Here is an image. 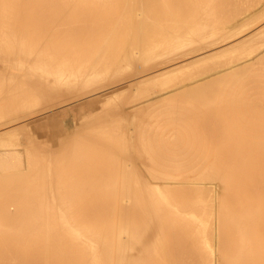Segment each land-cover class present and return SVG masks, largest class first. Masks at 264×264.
Here are the masks:
<instances>
[{"label":"bare ground","instance_id":"6f19581e","mask_svg":"<svg viewBox=\"0 0 264 264\" xmlns=\"http://www.w3.org/2000/svg\"><path fill=\"white\" fill-rule=\"evenodd\" d=\"M257 5H260L261 11L255 7ZM250 7H255V11L257 10V13L261 14L259 15L253 11L254 13L250 15H254V18L248 16L249 13L245 12L251 9ZM249 12H252V10H249ZM238 14L242 15L239 16ZM262 19H264V0H0V264H264V51L262 50L264 46V28L260 27L264 22H262V25H257L259 29L255 30V28L251 32H247L248 34L244 33V30L246 31L247 28L251 30L249 27L253 24L256 26L255 23L261 22ZM229 22L233 24L232 26L229 25L230 27L228 26ZM226 26H228L225 29L226 31L222 32ZM218 32L220 35L223 33L221 37L218 36L220 38L217 37ZM255 34H257V37L250 39ZM209 36H214L219 41H215L214 38L213 42L207 43ZM205 39L206 43L202 44ZM209 40L212 41L213 39L210 38ZM191 48L193 52L199 51L195 55H202L198 60L201 59L203 65H207V68L214 67V70L215 66L218 67L222 62V65H227L224 62L229 63L231 61L224 59L220 62L217 60L220 62L218 65L215 61L216 58L213 59L209 54L220 53L219 56L216 54L213 57L222 58L221 53L226 56L231 51H235L239 54L238 61H236V56L233 55L236 53L233 52L230 55L232 57L226 58H232L231 60L235 58L236 62L228 64L227 67L224 66L226 68L223 71L219 72L218 70V72H215V70L214 73L209 74L207 73L208 69L205 71L206 67L204 66L203 72H206L207 76L201 71L195 72L194 70L198 66L192 64V69L188 68V70L191 69V72L195 73L193 76L192 74L188 76L190 82L193 77L196 78L201 73L203 76L199 79L196 78L197 80L195 79L192 85L188 83L191 86L186 85L189 88V93L186 90L188 94L183 90V88L187 89L185 85L183 88L180 87L182 89H179V87L176 89V91L179 89L177 92L184 91L180 95L174 90L179 82L175 83V87L172 88L173 86L171 87L169 84L171 82L167 83V81L166 84L163 83L164 85L161 84L162 82L160 83L163 86L156 87H159L157 88L159 90L164 87L166 88L165 91L168 92L167 84H169L168 86L173 89L172 94H170L171 92L165 94L168 95L165 96L166 98L156 95L155 100L153 97L152 100L157 101L158 99L161 103L164 101L167 103L166 100L170 101L171 97L173 99L175 97L173 101H170L171 104H169V101L167 104L173 107L172 104L176 103L177 106L178 103L181 104L182 102L179 101L180 98L177 100L179 102L176 101L179 95L181 97L182 94H185L186 98L187 94L189 99L190 97L195 99L193 95L198 93L200 89H206L208 92H205L209 95L210 90L208 89L213 90L214 87L222 85L226 82V78L234 80L238 77V81H233L236 84L232 81L233 84H231L229 80L230 84L226 83L230 86L227 87L228 84L224 83L225 86H221L223 88L221 93L220 90L213 91L220 94L218 96L216 93V98L212 93L208 96L210 97L209 100L211 98L217 100L221 96V100H219L222 101L225 92L229 90V96L225 95L226 97L222 101L223 104L226 103L224 99L229 101L228 98L235 93L230 94V91H237L241 88L243 91L241 92L244 93L247 90V92L252 90L254 95L251 92L252 96L246 93L248 97H241L239 101L241 110L245 108L250 109V111L244 110L232 113L229 107L231 105L227 106L228 103L226 106L230 108L231 112L227 111L222 115L223 110L219 111V106L216 104L215 106L218 109H214H217L222 116H233L236 119L230 117L229 121H220V124L225 122L228 125L219 128L218 124L214 122L217 114L213 113L215 116L212 122L214 125L217 124L215 133L220 134H217V136L214 132L206 134L210 138L208 139L209 142L213 140L212 143L209 144L208 142L207 144L206 142V144H203L204 140H201L203 143H200V140L196 138L200 144L191 145L190 142L193 143L194 138L192 136L194 134L189 136L188 133V137H192V139L188 138L187 141L185 139L187 144L184 142L181 145L183 143V141L181 143V139L187 138L186 131L184 138L176 137L177 140H180L178 145L176 144V138H173L176 133L170 134L172 139H170L171 137L168 138L169 135H166V140H170L166 141L165 138H162V131L173 123L172 121L177 115L179 116L178 108L187 105V102L184 103V101V105L182 103L178 108L174 106L178 113L174 117L170 116L169 113H176L174 107L175 112L173 111V113L171 110L169 111V108H165L164 111L166 104H162L163 107L160 105L154 108L156 110L154 111L153 108L151 109L153 105L150 106L153 101L151 99V102L144 101L146 104L149 103L147 109H149L148 111L151 109V111L146 110L147 105L144 106L145 114L144 110L136 109L142 111L138 110L141 115L147 117V120L149 117L146 115L153 112L149 120H151V117L154 119L155 115L158 117L160 114L162 116H159L158 122L160 120L164 122L171 120V124H168V126L166 123L163 124V121L159 122L158 126L162 123L163 125L160 126L166 125V127H163L165 129H161L160 126L155 128L154 124L158 122H153L154 128L150 127L151 131L153 132L156 129L155 131L159 133L160 128L162 133H159L160 137L155 138L154 135L157 136L158 134L153 133L152 135L151 132H148L154 137L151 140L157 138L161 140H158V144L157 140L152 141L153 146L157 148L152 149V145L150 147L152 143L149 141L148 135L145 136L148 141L145 140L144 144H149L142 146L144 140L141 139V136L147 132V127L145 129L143 126L140 129L141 126L136 125L137 123L139 125L140 121L132 115L135 118L134 120L137 119V121H133L134 123L137 122L134 124L136 130L138 131L139 128L143 131L142 135L138 132L136 136L142 140L138 143L142 144L136 143L140 148L146 149V151L143 150L144 153L141 151L145 157L141 156L140 158L142 159L141 162L143 161L142 164L145 163V173H149L148 176L151 177L153 183L148 180L147 176L144 177V174H141L143 170L138 169V163L133 164L136 158L139 159L137 156L142 154H138L133 161H130V157L133 158L132 154L137 153L135 149L133 153V147H130L135 146L134 136H131L134 133H130L131 128H128L130 131H127V136L125 132L127 127L117 128L119 122L114 126L109 124V121L112 120L111 122H113L116 118L119 119L121 112L117 116L113 115V119L107 117L111 133L108 131L106 134H109L110 137V134L112 135V132H114L112 131L113 128L117 131L123 130L125 136L122 139L120 135L121 138L118 137V140L125 139L124 143L120 141L123 145L126 143L131 144H126L130 149L129 154L125 152L129 156L125 157H129V160L125 158V161L124 159L125 162L130 161L128 164L125 163L128 166L126 168H130V170L118 168L122 162L118 164L120 166L116 163H114L115 165L110 164L108 160L111 157L107 160L99 157L103 153L86 152L85 148H89V146L84 142L85 145L71 144L69 142L70 136L68 139L67 136L63 135L66 129L65 126L49 131V135L50 133L52 135L50 136L51 139L56 135H63L64 137H55V140L49 139L48 141L51 140V143L49 145L45 144L46 146H36L32 136L29 132H26L25 126L29 128L27 125L31 123V117L46 112L45 109L65 101L70 95L72 96V91L75 88L80 91L81 82L85 83L86 86L89 85V87L84 86L85 89L89 88V91L96 90L99 87V89L108 87L110 91L111 83L113 84L115 81L118 83L124 78L131 80L128 77L135 75L136 80L133 77L132 80L134 81L125 84L126 89L130 91L134 87L135 90L136 85H139L140 89L142 86L147 88V86L152 85L149 84L151 79L158 75L157 72L151 76H147V74L155 72L156 69L159 71L160 66H166V63H170L165 69L166 72H169L191 64L192 62L178 64L174 61L176 57L172 56L180 55L183 53L182 50H191ZM186 52L189 55L194 54L191 51V54L189 51ZM206 55H208L207 58L210 57L214 60L215 66H213L214 63L209 66L210 62L213 61L204 57ZM187 56L183 53V57ZM174 57L175 59H172ZM181 57L182 55H180ZM204 58L208 63H205ZM188 59L187 57L185 60ZM198 60H196L197 63ZM137 63H139V67L142 63L141 70H137V66H134ZM124 65L132 69L130 73L128 69L124 68ZM198 65L203 67V65ZM222 65L219 67H223ZM123 68L127 72L126 76H122ZM193 68L195 69L193 70ZM210 70L208 72H211ZM148 71L150 72L147 73ZM143 72L147 74L140 77L136 76V74L139 75ZM183 72L179 73L182 74ZM188 72L190 73V70L183 73L185 76H181L189 82L186 76ZM195 74L198 76L195 77ZM176 75L177 77L180 76L179 74ZM176 75L173 73L176 81L186 82L184 78L179 80L178 78L181 76L177 78ZM102 76H104V79L106 77L111 79L109 82L105 81L106 79L102 81ZM241 76H246V79L244 77L242 79ZM223 79L224 82H222ZM170 80L173 81L171 78ZM107 84L111 86L109 85V87ZM121 84L118 83V85ZM90 87L93 89H90ZM151 87H154V83ZM234 87L238 89L235 90ZM146 88L142 89L143 91L141 90L144 94L141 91V93L134 91L135 96L142 94L141 96L138 95L139 99L145 96L151 98L149 93V95H146L151 88H148V90ZM224 88L227 90L223 93ZM190 89H194V91L198 89V92L193 91V93ZM144 90L147 91L146 94ZM87 91L85 92L88 93ZM123 91L128 93L127 90ZM123 91L122 93H124ZM151 91L150 93H152ZM101 92L105 93L104 91ZM191 92L193 94H190ZM83 93L80 94V97L81 95L85 96L86 93ZM89 93H92V91ZM120 93L118 92L115 96L118 97ZM126 93L119 95L121 99L114 96L113 98L117 100L112 99L110 109L106 105L108 110H112L115 105L114 109L125 106V101L130 100L131 102V97L129 98L131 95L132 102L137 98L133 96L131 91L130 94ZM206 93L204 96H207ZM237 93H240V90ZM174 94L178 95L175 96ZM234 95H232L233 99ZM99 97H102L101 101L103 98L106 99L110 96L107 94V97H103V95ZM122 97L125 101L121 102ZM158 97L164 100L162 101ZM55 98L59 99L58 102L57 100L53 102ZM77 98H79V95L74 100ZM235 98H238L237 95ZM137 99L135 102L138 103L139 100L137 101ZM181 99L183 100L182 97ZM187 99L186 101H188ZM197 99L200 100L201 98ZM215 100L209 101V103L212 105ZM219 100L217 101L220 102ZM197 101L195 100L196 104ZM202 101L200 100L204 103L203 99ZM94 102H97V100L93 99L87 103L91 105ZM117 102L119 106H117ZM160 102L157 101L156 104L159 105ZM192 102L194 100L190 101V103ZM98 103L100 105V102L96 104L98 105ZM195 103L194 105H196ZM156 104L155 106H157ZM192 104L187 106L194 108L195 106ZM234 104L236 105V101L232 105ZM33 105L37 109L32 108ZM134 105L135 103L133 104L135 108L139 104ZM215 106L213 105V107ZM160 107L161 113L157 112ZM191 107L190 109L187 108V111L189 110L188 114L192 109ZM196 107L194 109H199ZM206 107L210 108V105ZM157 108L159 109L157 110ZM183 108L180 109L183 110ZM233 108L235 109V107ZM127 110L125 112L128 116ZM88 111H91V108ZM130 111L133 113V109ZM136 112L137 116L138 112ZM183 112L180 116L182 122L185 121L186 123L185 128L182 127L185 123L182 125L181 122L180 130L178 127L172 128L175 129V132L177 130L181 131V133L177 131L180 134L184 132L181 128L186 130L188 124H191L190 120H192L190 117V119H186L190 121L187 124L183 118L185 114ZM204 112H206L204 114H208V111L205 110ZM88 113L91 115V112ZM88 113L84 114L88 115ZM98 114H101V112ZM122 114L121 116L124 118ZM204 114H201L200 120L196 119L198 123L201 121V124H197V127H202V119L204 121V118H206L205 122H207V117L209 121L211 120L212 117L210 118L208 115L202 117ZM167 115L170 116L169 119ZM164 116H167L165 117L167 119ZM188 116L186 115L185 118ZM179 117H177V120ZM87 119L84 118V120ZM90 119L89 121H92ZM225 119L227 120L226 117ZM77 120L76 124L79 123L80 126V123L84 122V120L81 122L80 118ZM127 120L133 119H130L129 116ZM127 120H121L120 125L124 124V121L126 123ZM147 120H141L140 124L143 125L147 122L150 126L151 124ZM177 120L175 119V121ZM181 120L179 119V121ZM179 121H177V124H179ZM197 121L194 119V122L197 123ZM216 121H219L218 117ZM17 122L22 124H17ZM142 122L144 123L142 124ZM86 123L88 122L86 121ZM175 123L173 125L177 126ZM76 124L74 123V125ZM103 124L105 125V123ZM128 124L126 123L124 126ZM9 125H15L12 129L17 131L18 137L16 136L12 141L7 142L4 140H9L7 138L9 136L4 135H8L12 127ZM79 125L76 126L79 127ZM132 125L130 124L129 127H132ZM99 126L95 127L98 128ZM115 126L117 127L115 128ZM212 126L210 123L208 128ZM222 126L224 125L222 124ZM5 127L6 129H2ZM105 127L106 125L104 128L102 127L104 133L105 130L107 131ZM44 128L46 129V127ZM96 128L93 129L97 130ZM150 128L148 129L150 130ZM31 129L34 132L35 128L32 127ZM194 129L191 128L190 131ZM196 129L198 133L200 128ZM204 131L201 129V132H203L202 138L205 136ZM209 131H212V129ZM22 132L24 133L21 134ZM46 132L48 133L47 129ZM95 132L93 135L90 134L92 135V142L94 139L99 138L111 144L110 141L112 140L107 139L106 134L102 135L105 137L100 135L101 139ZM123 132L120 131L118 134ZM35 133L37 132L35 131ZM114 133L117 135L116 131ZM210 134L215 137L210 136ZM116 135L113 134V137H117ZM126 137H131L133 140L128 139V141ZM88 138L86 137L87 140ZM162 139L166 141V145L163 144L164 142L160 144L163 141ZM115 142H112V144H115ZM167 142H169V145ZM106 143H100V146L106 145ZM113 145L110 147L109 152ZM31 147L35 148L33 151L36 150V147L39 149L35 151L34 156H31L28 152L32 149ZM107 147L108 144L105 148L107 149ZM20 148L24 150V153L26 151V158L23 156L25 161L19 158ZM97 148H99L98 150L102 149L98 146ZM118 148L120 147L118 146L115 150ZM158 148H160L159 151ZM163 148L173 149V151L162 152ZM57 149L61 151L59 159H55L58 152H55L57 153L56 157L54 156L52 160L50 157L48 159V156H51ZM83 149L85 150L83 151ZM175 149L179 152L177 150L175 152ZM180 149H183V151H180ZM184 149L190 151L192 149L194 152L185 151ZM196 149H202L203 151L198 152ZM123 150L117 151H120V161L122 160L121 157L123 158L126 155ZM122 152L123 154H121ZM87 156L92 157L86 158ZM112 161L116 162V159ZM138 162L141 163L139 160ZM130 163L133 164L132 167L135 170H132ZM134 166H137V169ZM139 170L141 173H139Z\"/></svg>","mask_w":264,"mask_h":264},{"label":"rangeland","instance_id":"374dc122","mask_svg":"<svg viewBox=\"0 0 264 264\" xmlns=\"http://www.w3.org/2000/svg\"><path fill=\"white\" fill-rule=\"evenodd\" d=\"M253 6H254V5H253ZM257 6H258V7H257ZM257 6H255V7H256L257 9L260 10V9H261V8H259L260 5H257ZM255 7H253V8L250 7L251 9H248L247 11L245 10L246 12H245V11H244V12H245V13H249L248 16H251V15H252L251 13H254L253 11H255V9H256ZM248 8H249V7H248ZM249 10H250V11L252 10V12H249ZM259 10H258V12H259ZM261 10H262V9H261ZM261 10H260V11H261ZM244 12H243V13H244ZM255 12L257 13V10H256ZM262 12H263V11H262ZM256 13H255V14H256ZM250 14H251V15H250ZM257 14L260 15L261 13H257ZM257 14H256V16H257ZM238 15H239V14H238ZM241 15H242V14H241ZM241 15H239V16H241ZM253 16H254V15H253ZM253 16H251V17H253ZM256 16H255V17H256ZM253 18H254V17H253ZM257 18H258V17H257ZM249 19H250V17H249ZM255 20H256V18H255ZM263 20H264V19H262L261 22H259V23H255V25H256V26H257V25H260L262 22H264ZM258 21H259V20H258ZM232 22L234 23L235 21H232ZM229 25L232 26L233 24H231V22H229L228 26H229ZM228 26H226L222 32L226 31L225 29H226ZM256 26H254V24L251 25V26L249 27V29H251V30H248V28H247L246 31L244 30V33L248 34L249 32H251V31H252L253 29H255V28H256L255 30L259 29L258 26H257V27H256ZM229 27H230V26H229ZM253 27H254V28H253ZM247 32H248V33H247ZM218 33H219V32H218ZM218 33H215V34H218ZM215 34H214V35H215ZM222 34H223V33H222ZM222 34H221V35H222ZM242 34H243V33H242ZM259 34H260V33H259ZM221 35H220V33H219V35H217V37H218V36L221 37ZM245 36H246V35H245ZM220 37H218V38H220ZM238 37H240V35H238ZM256 37H257V34H255L254 36H252L250 39H255ZM210 38H212L213 40H212V41L209 40ZM214 38H215L214 36H213V37L209 36V39H208V40H209L210 42L207 40V43H211V42H213L215 39H216L215 41L218 40L217 38H215V39H214ZM218 41H219V40H218ZM204 43H206V39L203 40V43H202V44H204ZM218 44H219V43H218ZM221 44H222V43H221ZM200 45H201V44H200ZM215 45H216V44H215ZM262 48H264V46H263ZM185 50H186V49H184V50L181 51V52L185 53V56L189 55V54H187L186 51H189L190 54H191V52L194 53V54H192V55L187 56V57L189 58L188 60H185L187 57H183V53L180 54V55H182L181 58H180V55H172V56H175V57H176V60H174V61H176V63H178V64H181V63L186 64V63H188V62H192V63L189 64V65H186V66L180 67V68H178V69H173V70H171V71H169V72H166L165 69H167V67L170 65V63H168L169 65L166 63V66H165V65L160 66V68L158 69L159 71H157V69H156V71H155V70H152V71H155V72H153V73L151 72L150 74H147V73H149L151 70L148 71L147 73L143 72V73H141V74H139V75L136 74V76H138V77L143 76V74H147V76H148V75L151 76V75H153V74H155V73L157 72L158 75L155 76L153 79H151V82L149 83V84H152L151 86H153V83H154V87L147 86V88H146V86L143 87L142 85H140V86H142L141 89H140L139 85H136L137 88H136L135 90H134V87H132L133 90L130 89V91H131V93L133 94V96H135V92L141 93V92L143 91L142 89L146 88V89L148 90V88H151L150 90H148L149 92L146 91L147 94H146V92H145V90H144V92H145L146 95H149V94L151 95V98H150V96H149V97H148V96L146 97V96L144 95L145 97H141V98L139 99V98H138V95H140V94L137 95V93H136L137 96H135V98H136V97L138 98V99L136 98L137 101L139 100L138 103L135 102L136 99H134V101L132 102V95H131V96L128 95L129 98L131 97V102H130V100H129L128 98H127V99H128L129 101L126 99V100L128 101V102H126L125 99L123 98V97L126 96V95H125V96L122 97V100H121V102H122V101H125V103L123 102V103L125 104V106L123 105V103H121V104L124 106L125 109L123 108V106H121V107L119 106L120 101L118 100L119 103L117 102L116 104H117V106H119L120 108H119V107H116V108H118V109H114L116 105H115V106L112 105V106H114L113 109H112V110H108V107H109V109L111 108V104H112V102H113V100H114L115 98H117V99L120 98V99H121V96L119 97V95H121V94L123 95V94L126 93V91L124 92L123 90H127V92L130 94V91H129L128 89H126V87H125L126 85H125V84L134 81V80H132V78H133L135 75H134L133 77H128V78H130L131 80L124 78V79H125V81H124V79H122V80H121L122 82H121V81L118 82L119 84H121V83H123V81H124V83L121 84V85H118L117 81L114 82V83H117V84H114V83H113V84H114V85H113V84L111 83V85H112L114 88H113L110 84H107L108 86H109V85L111 86V87L109 86V87H110V88H109L110 91L108 90V87H106V86H104V87H106V88H104L105 90H104L103 88H101V89H102V90H101V89H99L100 87L96 89V88L94 87V86H95V85H94V86H92V87H94V89H96V90H90V91H92V93H89V92H90V91H89V88L85 89V87H89V85L86 86L85 83H82V82H81V90H80V91H79L78 89H77V90H78V91H77L76 88H75V90H73V91L71 90L72 93H73L75 96L71 93L72 96L70 95L69 98H67L65 101L60 102V103H58V104H55V105L49 107L50 109H49V108L45 109L46 112L43 110L45 113L42 112V113H39V114H35V116H33L34 118L31 117V120H32V121H31V123L28 124L29 126L27 125V127H29V128H26V126H25V129H27L26 132H27V133L29 132L30 136H32V138H33V140H34V144L36 143V144H35L36 146H43V145H45V144L49 145V144L51 143V140H53V139L55 140V137H56V138H62V136L64 135L65 137L67 136L68 139H69V136H70L69 142H71V144H73V145H74V143H76V144H77V143H79V144H83V142H84V143H86V145L89 146V148H85L86 150L83 149V151L85 150L86 152H91V153L96 152L97 154L103 153V154H101L100 156H99V155H98V156L101 157V158H103V159H106V160L109 159L110 157L112 158V160L116 159V162H115V161H112L111 158H110L108 161H109L110 164H114V163H116L117 165L120 164V163L122 162V163H123V166H122V163H121V166H122L123 168H122L120 165H118V166H120V167H118L117 165H116V167L121 168V169H124V168H125V169H129V170H130V168H126L127 165H125V163L128 164L131 160L133 161V160L135 159V156H137L138 154H142V152H143V150H144L143 147H144V145H145V144H144V143H145V140H147V139L145 138V136L147 137V135H148V137H149V141H150L151 143H152V141H156V140H157L156 142H157V144H158L159 141H161L160 139L157 138L156 140H151V138H154V137H155V138H156V137H160V136H159V135H160L159 133L162 131L161 129H162L163 127H166V125L168 126V124H169V125L171 124V123H170L171 120H170V121H169V120H167V121L165 120L166 122H164L163 120H160L159 122L163 121L162 123H163V124L166 123V125L163 126V127L160 126L162 123L159 125L160 128H161V129L159 128V133H157V132L155 131L156 129H155V130L153 129V130H154L153 132L151 131L152 129H151L150 127L154 128L152 124H154L155 122H158L157 119H159V118H160L159 116L161 115V114H160L158 117H157V115H155L156 117H154V119H153V117H151V120H149V119H150V115L152 116V114L154 113V112H153L154 108L159 107L160 105L162 106V104H166V105L168 106L167 103H168V101H169V100H168V101L166 100L167 103H165V101H164L163 103H161L160 100L157 99V101L161 103V104L159 103V105H157V104H156L157 101H153L152 99L154 98V100H155V97H157V96H159V95H160V96H164V97H165V96H168V95H165V94H167V93H169V92H171L170 94H172L173 89H171L170 86H171V87L173 86L172 88H174L175 85H176L175 83H178V82H179L178 85H180V86L176 85V87L174 88L175 92L180 94V93H184V91H185V93H187L186 90L188 91V89H189L188 86H189L190 84L192 85L193 82H195V79H196V78H197V79L202 78V76H203L202 73H204L206 76L208 75V74H206V72H203V69H204L205 67H206V70H205V71H207V69H208V71H209V70L212 68V69L210 70L211 72H208V71H207V73H209V74L214 73L215 70H216L215 72H218V70H219V72H220L221 70L223 71V70L228 66V64H231V63H234V62L238 61L237 58H238V55H239V54H238L237 52H235V51H231L230 54H228V55H226V56H225L224 53H223V55L225 56V58H224V56L221 54V57H222L223 59L218 57L220 54H218L217 57H213L214 55H210V57L212 56L213 59L216 58L215 61H216V64H218V65L220 64L221 61H224V59H225V60H230V61H231V62H229V63H228L227 61H225L224 64L227 63V65H226V64H225V65H222V64H223V62H222V64H220V65H222L223 67H219L220 65H219V66L217 65L218 67H216V66H215L216 64H215L214 60H212L210 57L207 58L208 55L204 56V57H206L207 59H209L210 61H211V60L213 61V62H210L211 64H209V66L212 65V64L214 63V65H213V66H215V70H214V67H208V68H207V65H206V66L203 65V62H202L201 59L198 60L199 58H201L200 56H202V55H195V54H196V52H199V51H194V52H193V51H192V48H191V50H186V51H185ZM193 50H194V49H193ZM190 51H191V52H190ZM233 52H235V53L237 54V55H236V54H233V55L236 56V57L233 56V57L236 58V61H235V58H233V60H231L232 58H226V57H232V56H230V55H232ZM225 54H226V52H225ZM169 56H170V55H169ZM169 56H168V57H169ZM172 56H171V57H172ZM178 56H179V57H178ZM194 56H195V57H194ZM215 56H216V55H215ZM175 57L172 58V59H175ZM190 57H192L193 59H191ZM177 58H179V60H177ZM183 58H184V59H183ZM194 58H196V59H194ZM206 58H204V61H205V63H206V62L208 63V61H206ZM217 58H218V59H217ZM243 58H244V57H243ZM180 59H181L182 62L180 61ZM182 59H183V60H182ZM202 59H203V58H202ZM221 59H222V60H221ZM241 59H242V58H241ZM184 60H185V62H184ZM193 60H194V61H193ZM196 60H198V63H197ZM217 60H219L220 62L217 61ZM186 61H187V62H186ZM199 61H200L202 64H201ZM172 62H173V61H172ZM218 62H219V63H218ZM173 63H175V62H173ZM205 63H204V64H205ZM192 64H193L194 66H196V67L198 66L197 69H195L196 67L193 68V70L195 69V70H194L195 72H198V71H201V72H202V73L200 74L201 76H200V75L198 76V75L195 74V77H196V76H198V77H196V78L193 77L194 79L192 78V76H193V74H194L195 72H194V71H193L194 73L191 72V69H192L191 66H192ZM195 64H197V65H195ZM198 64H200V66L203 65V67H199ZM167 65H168V66H167ZM134 66H135V67L137 66V67H136L137 70H138V69L141 70V68H142V63H141V65H140V67H139V63H137V64L134 65ZM189 66H190V67H189ZM204 66H205V67H204ZM224 66H226V67H224ZM165 67H166V68H165ZM124 68H126V70L128 69V72H129V73H130L131 70H132V69H130V67H128L127 65H124ZM124 68H123V71L125 70ZM161 68H162V69H161ZM188 68H191V69H189V70H190V73L188 72V75L186 74V76L188 77L190 74H192V76H191V78H192L191 80H192V81H191V82H190V79H189L190 77H188L189 82H188V80L186 81L185 77H182V76H185V74H183L185 71H186V73H187V71H189ZM199 68H201V69H199ZM209 68H210V69H209ZM218 68H219V69H218ZM221 68H222V69H221ZM129 69H130V70H129ZM160 69H161V70H160ZM184 69H186V70H184ZM198 69H199V70H198ZM178 70H179V71H178ZM183 70H184V72H183ZM196 70H197V71H196ZM176 71H177V72H176ZM181 71L183 72L182 74H180ZM160 72H161V73H160ZM179 72H180V73H179ZM173 73H174V75H176V74H179L180 76L182 75L181 77L178 76V77H180L181 79L178 78L177 75H176V77H177L179 80H182V79L184 78L186 82H183V81H182V82H183V83H182L181 81H178V80L176 81V80H175V77L173 76ZM125 74H127L126 71H124V72L122 73V76L125 75ZM169 75H170V76H169ZM205 75H204V76H205ZM241 75H243V74H241ZM104 76H105V75H104ZM104 76H102V77H103V80H102V81H104V80L106 79L105 81L109 82V80H110L111 78L109 79V77H106V78L104 79ZM106 76H111V75H106ZM125 76H126V75H125ZM239 77H240V75H239ZM242 77H244V76H241V78H242ZM135 78H136V77H134L133 79H135ZM166 78H167V79H166ZM170 78L173 79V81L170 80ZM177 78H176V79H177ZM237 78H238V77H236L235 79L233 78L234 80H230V78H229V79L226 78V82L229 83V80H230V83H231V84H233V83L236 84V82H233V81H238ZM244 78L246 79V76H245ZM244 78H242V79H244ZM197 79H196V80H197ZM239 79H240V78H239ZM127 80H129V81H127ZM135 80H136V79H135ZM240 80H241V79H240ZM240 80H239V81H240ZM126 81H127V82H126ZM155 81H156L159 85H158V84L156 85V82H155ZM167 81H168V82H167ZM169 81H170L171 83H169ZM174 81H175V82H174ZM224 81H225V80L223 79L222 82H224ZM231 81H232L233 83H232ZM17 82H18V81H17ZM125 82H126V83H125ZM161 82H162V83H161ZM164 82H165V84H166V82L169 83L170 86H168L169 84H167V87H168V89H169V90H167L168 92L165 91L166 88L163 87V89H164V90H163L162 87H161V89L164 91V93H162L163 91H162V90H159V89H157V88H159L160 86H163V85H164V84H163ZM173 82H174V83H173ZM180 82H181L182 84H181ZM226 82H224V83L227 85L228 83H226ZM102 83H103V82H102ZM160 83L163 84V85H160ZM172 83H173V84H172ZM186 83H187V84H186ZM188 83H190V84L188 85ZM219 83L221 84L220 81H219ZM224 83H222V85L225 86ZM230 83H229V84H230ZM239 83H241V82H239ZM82 84H83V85H82ZM171 84H172V85H171ZM194 84H195V83H194ZM229 84L227 85V87L230 86ZM115 85H117V86H115ZM122 85H123V87H122ZM147 85H148V84H147ZM184 85H185V86L188 85V86L185 87ZM191 85H190V86H191ZM222 85H218L219 87H218V86L214 87V89L217 88V87L219 88V89L217 88L216 90H214L213 88H212L213 90L208 89V90H210V92L212 91L211 93L209 92V95L206 93V92H208V91H206V89H200L199 92H198V89H197V91H196V90L194 91V89H193V90L190 89V91H192V92H193V91H194V92H198V93H194V92H193V93H194L193 96L195 97V99H194L193 97H190V99H189V97H187V94L189 93V91H188V93L186 94V98H185V96H184L185 94H182L181 97L183 98V100L181 99V97H180L181 94H180V95L178 96V98L176 99V101L180 98L179 101H182L181 104L185 101L184 103L187 102V105H191L192 103H193L192 105H194L195 100H196V101L199 100V99H197V98H199V97L201 98V99H200L201 101H202V99L204 100V103H202L203 101L200 102V100L197 101V104L200 102L198 105L195 103V104L197 105V107H196V105H194V106H195L196 108H199V109H194L195 107L193 108V107H191V106H187L186 104H185V105H186V106H185L184 103H183L182 105H184V106H182V107H184V108H183V110H182V109H180V108H182V107L178 108V106H181V104L178 103L179 105L177 104V106H176V103L174 104V103L172 102V103L174 104V105L172 104V106H173V107L176 106V107L178 108L179 116L181 115V112L184 111V112H183V113H185L184 116H183L184 120H186V119H188V118L190 117L193 121L190 120V121H191V124H188L190 121L186 120V122H187V124H188V127L186 128V130H183V129L185 128V126H186V123H185V121L182 122L183 120H181V116L179 117V116L177 115V117H179V119H180L181 121H179V119L177 120V117H176L175 119H176L177 121H179V124H177L178 122L175 121V119H174L172 122H173V123L176 122L175 124H177V126L175 125V126H176V127H175V126L173 125V123L170 125V126H172V127L168 126V128H166V130L162 131V132H163V134H162L163 137H162V138H165V140H166V137H165L166 135H167V136L169 135L168 138H170V137H171L170 134L173 135V134H175V133H176L177 136L175 135V137H174V135H173V138H176V137H178V138H184V137H185V136H184V133H186V131H187V134H186L187 138L185 137L184 140L181 139V143H182V141H183V143H182L181 145L184 144L185 139H186V141H187L188 138H189V139H192V137H193L194 139L192 140L193 143L190 142L191 145H192V144H196V143L198 144L199 141H197V139L200 140V143L202 142L201 140H204V143H203V142H202V143H203V144H206V142H207V144H208V142H209L208 139H210V138H209V136H206V134L208 135V133H210V132L213 133V132H214L215 136H217V134H220V133H215V130H216L215 126L218 124V126H219V128H220V127H226V126L228 125V123L221 122V123L224 125V126H222V124H220V121H223V120H224V121H229L231 118H232V119H233V118L236 119V117H233V116H226V115H225V117L227 118V120H226L225 117L222 116V115H224L225 112H227V111H228V112H231V111H232V113H233V112H234V113H237V111H238V112H242V111H244V110L250 111V109L248 110V109H245V108H243V109L241 110V107L239 106V105H240L239 101L241 100V97H245V96L248 97V95L250 94V92H251V93L253 92L251 89H250V90H251L250 92H247V91H248V90H247V91H245L244 93H242L243 91L241 90V88L238 89V88L236 87V88L238 89L237 91H230V92H231L230 94H232V92H235V93L232 94V95L235 94V95H234V99H235V100L233 99V97H232V95H231L232 98H231V97L228 98L229 101L226 100V99H224L226 103H223V104H222L223 98L226 97L225 95H228V96H229V93H228L229 90L225 89V88H226V87H225L223 93H224L226 90H227V91L225 92L224 97L222 98V101H220V100H221V99H220L221 96L217 99V100L220 99V100H219L220 102H218L217 100L211 98L213 101L215 100V103L213 102V104L211 105V104L209 103V101L212 102V100H211V99L209 100L210 97H208V96L212 95V93H213V95L216 96V93H217V92L215 93V92H213V91H219V90H220V93H221V90L223 89V88H222V87H223ZM84 86H85V87H84ZM136 86H135V87H136ZM156 86H159V87H156ZM165 86H166V85H165ZM221 86H222V87H221ZM231 86H234V85H231ZM83 87H84V88H83ZM92 87H90V89H93ZM138 87H139V88H138ZM178 87H179V89H182L183 87H185V88H187V89H184V88H183L184 91H183V90H180L179 92H177V91L179 90V89H178V90L176 91V89H177ZM180 87H182V88H180ZM152 88H153L154 90H153ZM232 88H233V87H232ZM236 88L234 87L235 90H236ZM139 89H140V90H139ZM234 89H232V90H234ZM82 90H83V92H85L86 90H88V91H87L88 93L85 92V93H86V94H85V93L82 92ZM100 90H101V91H104L106 94L103 93V92H101ZM115 90H116V91H115ZM121 90H122L124 93H122ZM136 90H137V91H136ZM141 90H142V91H141ZM151 90H153L154 93H153V91H151ZM201 90H202V91H201ZM239 90H240V93H237V92H239ZM96 91H97V92H96ZM99 91H100V92H99ZM114 91H115V92H114ZM117 91H118L119 93L121 92V93L118 95V97L115 96V95H117V93H118ZM134 91H135V92H134ZM140 91H141V92H140ZM150 91H151L153 94L150 93ZM161 91H162V92H161ZM203 91H204V92L206 91L205 93H206L207 96H204L205 93H204ZM241 91H242V92H241ZM93 92H94V93H93ZM95 92H96V93H95ZM98 92H99L100 94H99ZM112 92H113V93H112ZM116 92H117V93H116ZM133 92H134V93H133ZM155 92H156V94H155ZM158 92H159V93L161 92V93L159 94ZM192 92H191L190 94H193ZM82 93L85 94L86 97H85L84 95H81V97H80V94H82ZM101 93H102V94H101ZM110 93H112V94L109 95ZM128 93H126V94H128ZM148 93H149V94H148ZM157 93H158V94H157ZM173 93H174V92H173ZM201 93H203V94H201ZM220 93L218 92L217 95L219 96ZM223 93H222V95H223ZM227 93H228V94H227ZM246 93H248V95H247ZM91 94H94V95H91ZM96 94H97V95H96ZM107 94H108V96H110V97H108V98H106V99L103 98V100L100 101V99H102V97L100 98L99 96H100V95H101V96L103 95V97H107ZM142 94H144V93L142 92ZM142 94H141V95H142ZM154 94H155V96H153ZM238 94H239V95H238ZM244 94H246V95H244ZM252 94H253V93H252ZM252 94H250V95L252 96ZM77 95H79V98H77L78 100H77V99L74 100V99L77 97ZM98 95H99V96H98ZM141 95H140V96H141ZM156 95H157V96H156ZM174 95L177 96L178 94H174ZM198 95H199V96H198ZM200 95H201V96H200ZM236 95H237L238 98H235ZM241 95H242V96H241ZM250 95H249V96H250ZM253 95H254V94H253ZM73 96H74V98H73ZM97 96H98V97H97ZM111 96H112V97H111ZM114 96H115V98H113ZM169 96H170V95H169ZM183 96H184V97H183ZM196 96H197V97H196ZM239 96H240V97H239ZM152 97H153V98H152ZM170 97H171V96H170ZM205 97H207V98H205ZM211 97H212V96H211ZM213 97H214V96H213ZM158 98H159V97H158ZM165 98H166V97H165ZM168 98H169V97H168ZM168 98H167V99H168ZM171 98H172V99L169 98L170 101H173V100L175 99V97H174V99H173V97H171ZM184 98H185V99H184ZM187 98H188V99H187ZM204 98H205V99H204ZM216 98H217V96H216ZM93 99H94V100L96 99L97 102H100V105H99V103H98V105H97V104H96L97 102H94V103H93L94 106H93V104L88 105L87 102L90 101V100H93ZM112 99H113V100H112ZM117 99H115V100H117ZM123 99H124V100H123ZM150 99L153 101L152 103H150V106L153 105V107H151V109L153 108V110H152L153 113H152V114L150 113L149 115H146V116L149 117V119L147 120V117H145V115H141L140 112H142V111H140L139 109H136V108H140L141 110H144V109H145L144 106L147 105L148 107L146 106V110L148 111L149 109H147V108H149V105H148L149 103L146 104V102H151ZM159 99H162V98L160 97ZM186 99H187L188 101H186ZM232 99H233V100H232ZM236 99H239V100H236ZM56 100H57V102H58L59 99H56V98H55V99L53 100V102L56 101ZM109 100H110V101H109ZM163 100H164V99H162V101H163ZM191 100H192V101L194 100V102L190 103ZM208 100H209V101H208ZM230 100H231V101H230ZM73 101H74V102H73ZM102 101H103V102H102ZM104 101H105V102H104ZM140 101H141V102H140ZM142 101H143V102H142ZM144 101H146V102H144ZM170 101H169V104H171ZM179 101H177V102H179ZM205 101H206V102H205ZM207 101H208V102H207ZM216 101H217V102H216ZM232 101H233V103H235V101H236V105H235V104L232 105V104H233V103H231ZM67 102H68V103H67ZM114 102H115V101H114ZM129 102H130L131 104H130ZM139 102H140V103H139ZM127 103H128L129 105H128ZM134 103H135V105H137V104H139V105H137V107L134 105V106H135V108H134V107H133V104H134ZM201 103H202V104H201ZM205 103H206V104H205ZM207 103H208V104H207ZM228 103H229V104H228ZM238 103H239V104H238ZM109 104H110V105H109ZM121 104H120V105H121ZM155 104H156L157 106H155ZM200 104H201V106H200ZM216 104H217V106H219V107H218V108L220 109L219 111H222V110H223V112H222L223 114H222V115H221L220 112L217 111L218 108H217V106H215ZM227 104H228V105H227ZM56 105H57V106H56ZM96 105L99 106V107H97ZM106 105H108V107H107ZM131 105H132V106H131ZM209 105H210V108H208V107L205 108V106H209ZM213 105H214L215 107H213ZM226 105H227V106L231 105V106H229V107L231 108V111L229 110L230 108H228ZM55 106H56V107H55ZM89 106H90V107H89ZM164 106H165V105H164ZM167 106L164 107V111H165V108H166V109L169 108V111L171 110L172 113H173V111L175 112V110H174V109H176L175 107H174V109H173V107H170V106L167 107ZM198 106H199V107H198ZM202 106H203V108H204V111H205V110L208 111V114H207V115H208L210 118L212 117L211 120H210L211 122L208 120L207 115L204 114V113H206V112H204V111L202 112ZM29 107H30V106H29ZM31 107L34 108L35 106L33 105V106H31ZM53 107H54V108H53ZM88 107H89V108H88ZM102 107H103V108H102ZM162 107H163V106H162ZM185 107H186V110H185ZM188 107H189V108H188ZM190 107H191L192 109L190 110V112H189V114H188V111H189V110L187 111V108L190 109ZM211 107H212V108H211ZM222 107H223V108H222ZM233 107H235V109H234ZM35 108H36V107H35ZM35 108H34V109H35ZM38 108H39V105H38ZM90 108H91V111H88ZM97 108H98V109H97ZM105 108L108 110V112H107V110H105V111L103 110V109H105ZM170 108H171V109H170ZM214 108H217V109H214ZM34 109H32V110H34ZM36 109H37V108H36ZM48 109H49V110H48ZM52 109H53V110H52ZM93 109H94V110H93ZM100 109H101V110H100ZM127 109H128V110H127ZM129 109H130V110L133 109V113H134V114H133ZM134 109H136V110H134ZM151 109H150V111H151ZM158 109H159V108H157V110H158ZM162 109H163V108H162ZM179 109L182 110V111H180ZM193 109H194V111H193ZM208 109H210V110H208ZM221 109H222V110H221ZM227 109H228V110H227ZM239 109H240V110H239ZM51 110H52V111H51ZM71 110H72V111H71ZM122 110H123V111H122ZM126 110H127V112H128V116L126 115V112H125ZM138 110H139L140 112H138ZM146 110L143 111L144 114L146 113ZM195 110H196V111H195ZM212 110H213V112H212ZM234 110H235L236 112H235ZM50 111H51V112H50ZM97 111H98V112H97ZM103 111L105 112V114H104ZM134 111H135V112L137 111V112L139 113V114H138V113L136 112V113H137V116H139L140 119H139V117L136 116V114H135ZM150 111H148V112H150ZM154 111H156V110H154ZM164 111H162V112H164ZM186 111H187V113H186ZM191 111H192V112H191ZM197 111H198V112H202V113H198ZM253 111H254V109H253ZM71 112H72V113H71ZM86 112H87V113H88V112H91V115H90V113H88V115H87V114H84V113H86ZM100 112H101V114H98V113H100ZM102 112H103V113H102ZM119 112H121V113L119 114V115H120L119 119L122 118L121 114H122V113H125L124 115L122 114L124 118L120 119V121H121V120L123 121L124 119L127 120V118H129V116H130V119H133V120H130V121L127 120V121L129 122V124H128V122L126 121V123L128 124L127 126H124V124H126L125 121H124V124H121V125H120L121 122L119 121L118 118H116L113 122H111L112 120H111V121L108 120V118H109V119H110V117L112 118L113 115H114V116H115V115L117 116V114H118ZM157 112H160V113H161V107H160L159 111H157ZM157 112H155V113H157ZM166 112H168V111L166 110ZM196 112H197V113H196ZM210 112H211V114H210ZM47 113H48V114H47ZM55 113H56V115H54ZM93 113H94V114H93ZM129 113H132V114L130 115ZM169 113H170V116H171V115L174 116V115L178 114V113H177V109H176V113H175V114H171V112H169ZM169 113H168V115H169ZM195 113H196V116H198L197 118H196V116H195ZM213 113H214V114H217V116H215ZM219 113H220V114H219ZM96 114H98L99 116L96 115ZM142 114H143V113H142ZM163 114H166V113H163ZM201 114H204V116H202V117H205V116L207 117V122H208V123L205 122V119H206V118H204V121H203V119H202V127H200V126L197 127V124H198V125L201 124V123H200L201 121L198 123V121H197L196 119L200 120V118H201ZM46 115H47V116L49 115L48 118H47ZM50 115H51V117H50ZM85 115H86V116H85ZM92 115H94V116H92ZM95 115H96V117H95ZM119 115H118V116H119ZM132 115H134V117L138 118V121H140V122H141V120H142V121H146V120H147L151 125L148 126V123H147V122H145L146 124H145L144 122H142V124L144 123L143 125H141L140 122H139V125H138L137 122L134 123L133 121H137V119L134 120L135 118H134ZM168 115H167V116H168ZM182 115H183V114H182ZM186 115H187V116L189 115V116L185 118ZM191 115H193L195 118H194L193 116L191 117ZM199 115H200V116H199ZM212 115H213V116H212ZM219 115H221L222 117L220 116V117H221V118H220ZM65 116H66V117H65ZM69 116H70V117H69ZM91 116H92V117H95V118H92ZM97 116H98V117H97ZM114 116H113V118H114ZM142 116H143V117H142ZM161 116H162V115H161ZM167 116H164V118L167 117ZM170 116H168L167 118L169 119ZM214 116H215V118H214ZM42 117H43V118H42ZM64 117H65V118H64ZM75 117H76V118H75ZM78 117L80 118L81 122H83L82 120H84V118H85V119H87L86 117H89V118H88L87 120H84V122H83L84 124H83V123H80V124H81V126H80L79 123L76 124V122H78L77 119H79ZM81 117H82V118H81ZM83 117H84V118H83ZM107 117H108V118H107ZM126 117H127V118H126ZM174 117H175V116H174ZM217 117H218V119H219L218 122L216 121ZM230 117H231V118H230ZM38 118H39V119H38ZM70 118H71V119H70ZM90 118H91V119H90ZM105 118H107V119H105ZM113 118H112V119H113ZM155 118H156V119H155ZM161 118H162V117H161ZM167 118H165V119H167ZM183 118H182V119H183ZM190 118H189V119H190ZM193 118L195 119V121H197V123L194 122V119H193ZM210 118H209V119H210ZM213 118L215 119V121H214ZM223 118H224V119H223ZM229 118H230V119H229ZM89 119L92 120V121H89ZM93 119H94V120H93ZM162 119H163V118H162ZM172 119H173V118H172ZM63 120H64V121H63ZM73 120H74V121H73ZM75 120H77V121H75ZM80 120H79V122H80ZM156 120H157V121H156ZM212 120H213L214 122H216L217 124L215 123V125H214L213 122H212ZM86 121H87L88 123H86ZM102 121H103V122H102ZM106 121H107V122H106ZM108 121H109V124H111V125H113V126H114V125H117V123L119 122V124H118L119 127L115 126V128L117 127V128L120 129V128H126V127H127V128L125 129V132L127 133V136H128V132H129L130 130H131V132H130L131 134H132V133L136 134V135H134V134L131 135V134L129 133L131 136H134L133 138H134L135 140H133V138H131V137H129V138L126 137L127 140H128V139H129V140L132 139L133 142L135 143V144L133 143L135 146H130L131 148L133 147V148H132V149H133L132 152L134 153L135 151H137V153L135 152L136 154L134 153L135 155L132 154V155H133V158H132V159H131L132 156L130 155V156H131V157H130V161H128V160H129V159H128L129 157H125V156H129V155H127V153L129 154L128 151H129L130 148H129L127 145H129L130 143H129V144L126 143L127 145H126V144L123 145V143L125 142V141H124L125 139L122 140V139L124 138L123 136H125L123 130H120L121 132H123L122 134H118V133H120V131H117L116 129L113 128L114 130L112 129V131H114V132L116 131V132H117V135H116L114 132H112V135L110 134V137H109V134H106V133H108V131H110V129H111V128L109 129V126H110V125H108ZM151 121H152V122H151ZM174 121H175V122H174ZM71 122H72V123H71ZM115 122H116V123H115ZM153 122H154V123H153ZM159 122L154 124V125H155V128H158V127H159V126H158ZM180 122L182 123V125H183V123H185L184 126H182V125L180 124ZM204 122H205V123H204ZM19 123H20V122H17V124H19ZM74 123H75L77 126L79 125V127H77L76 125H74ZM100 123H101V124H100ZM103 123H105V125H106L105 129H107V131L105 130V133H104V129L102 130V127L104 128V126H105ZM106 123H107V124H106ZM112 123H115V124H112ZM136 123H137V124H136ZM192 123H193V124H192ZM194 123H196V124L194 125ZM210 123H211V126H212V125H213V126L208 128V126H209ZM224 123H225L226 125H225ZM20 124H22V123H20ZM65 124H66V125H65ZM82 124H83V125H82ZM130 124H131V125H132V124H133V125L136 124L137 126H141L140 129H142L143 126H144L145 129H146V127H147V132H146V130H145L146 133L143 134V131L140 130L138 127H137V128H138V131L136 130V128H135L136 125H134V127H133V125H132V127H129ZM163 124H162V125H163ZM219 124H220V125H219ZM229 124H231V123H229ZM15 125H16V123H15ZM15 125H11L12 127L9 125V126L11 127V129H10L8 135H4V136H9V137H7V138H9V140H4V141H7V142H8V141H12L14 138H16V136L18 137V135H17V131H15L14 129H12ZM44 125H45V126H44ZM99 125H100V126H99ZM101 125H103V126L101 127ZM122 125H123V127H122ZM146 125H147V126H146ZM178 125H179V126H178ZM180 125H181L182 127H184V128H181L182 131H184L182 134H180L181 131H179V130H180V128H179ZM203 125H204V126H203ZM205 125H206V127H205ZM207 125H208V126H207ZM62 126H65L64 128H66V129H65V133H63V135H61V136H60V135H56V136H54V138L51 139L50 136H52V135H51V133H50V135H49V131L53 130L54 128H60V127H62ZM70 126H71V127H70ZM95 126H99V127H98L99 129L96 128ZM113 126H111V127H113ZM120 126H121V127H120ZM157 126H158V127H157ZM32 127L35 128V129H34V132L31 131V130H32V129H31ZM44 127H46L48 133L46 132V129H45ZM100 127H101V129H100ZM177 127H178V129H179V130H177V131H179L180 133H178L177 131L175 132V131H174L175 129H174V130L172 129V128H177ZM189 127H191L192 129H194L193 127H196V128H198V129L200 128V129H199V131H198V133H197V129H196V128H195L194 130H191V131H190L191 128H189ZM39 128H40V130H39ZM93 128H96L98 131L95 130V129H93ZM128 128H129V129L131 128V129L129 130ZM132 128H133V129L135 128L134 131H132V130H133ZM144 128H143V129H144ZM148 128H150V130H149ZM203 128H204V129H203ZM206 128H207V130H206ZM213 128H214V129H213ZM2 129H6V127H5V128H2ZM29 129H30V130H29ZM43 129H44V130H43ZM90 129H91V132H90ZM127 129H128V130H127ZM163 129H165V128H163ZM187 129H189V130H187ZM201 129H202V131L206 130V131H204V132H205L204 134H205V136H206L207 138H206L205 136H204V138H202L201 135L203 134V132H201ZM208 129H209V130L212 129V131H209ZM38 130H39V131H38ZM41 130H42V131H41ZM66 130H67V131H66ZM101 130H102V131H101ZM148 130H149V131H148ZM160 130H161V131H160ZM171 130H172V131H171ZM35 131H36L37 133H35ZM68 131H69V132H68ZM80 131H81V132H80ZM95 131H96V132H95ZM100 131H101V132H100ZM127 131H128V132H127ZM135 131H136V133H135ZM140 131H141L142 133H141ZM170 131H171V133H169ZM173 131H174V133H173ZM188 131H190V132H188ZM192 131H193V133H192ZM195 131H196V132H195ZM208 131H209V132H208ZM14 132H15L16 134H15ZM32 132H33V133H32ZM42 132H43V133H42ZM66 132H67V133H66ZM78 132H79V133H78ZM82 132H83V133H82ZM94 132L97 133V135H99V136H100V135L102 136V135L106 134L105 136H108L107 139L112 140V141H110L111 144L106 143V142H107L106 140H104V141H106V142H104V141L100 140L99 138H97V140H95V139L93 138V139L95 140V141L93 140V142H94V144H95V145H94L93 142H92V140H91V139H92L91 136L93 135ZM102 132H103V133H102ZM138 132H139L140 135L143 134V136H141V139L144 140L143 144L140 143L142 140H141L140 138L136 137V136L138 135ZM148 132H151L152 135H153V133H156V134H158V135H157V136L154 135V137H153V136L151 135V133L149 134ZM162 132H161V133H162ZM200 132H201V134H200ZM23 133H24V132H22L21 134H23ZM31 133H32V134H31ZM39 133H40V134H39ZM86 133H87V134H86ZM101 133H102V134H101ZM110 133H111V131H110ZM188 133H189V136H191L192 134H194V135H193L192 137H188ZM196 133H197V135H196L197 137L195 136ZM21 134H19V135H21ZM25 134H26V133H25ZM29 134H27V135H29ZM36 134H37V135H36ZM41 134H42V135H41ZM84 134H86V135H84ZM90 134H92V135H90ZM113 134L116 135L117 137H115V136L113 137ZM123 134H124V135H123ZM145 134H146V135H145ZM190 134H191V135H190ZM221 134L224 135L223 133H221ZM45 135L48 136V137H46ZM94 135L96 136V134H94ZM118 135H119V136H118ZM120 135L122 136V139H119V140H118V137L121 138ZM130 135H129V136H130ZM140 135H139V136H140ZM182 135H183V137H181ZM198 135H199V136H198ZM211 135H213V134H210V136H211ZM64 136H63V137H64ZM83 136H84V137H83ZM85 136H86L87 138L89 137L91 141L89 140V138H88V140H87ZM99 136H98V137H99ZM101 136H100V138H101ZM105 136H102V137H105ZM150 136H151V137H150ZM179 136H180V137H179ZM194 136H195V137H194ZM213 136H214V135H213ZM213 136H212V137H213ZM215 136H214V137H215ZM40 137L42 138L43 141L41 140ZM112 137H113V139H112ZM135 137H136L137 139H136ZM36 138H37V139H36ZM114 138H116V140H114ZM196 138H197V139H196ZM3 139H4V138H3ZM49 139H51V140L48 141ZM80 139H81L82 141H81ZM98 139H99L100 141H99ZM101 139H102V138H101ZM105 139H106V138H105ZM138 139H139V140H138ZM170 139H172V137H171ZM205 139H206L207 141H206ZM211 139H212V138H211ZM38 140H39V141H38ZM77 140H78V141H77ZM84 140H85L86 142H85ZM127 140H126V142L129 141V140H128V141H127ZM158 140H159V141H158ZM162 140H163V141L160 142V144L164 142V143H163L164 145H166V144H165L166 141H170V140H166V141H164V139H162ZM174 140H175V139H174ZM174 140H173V142H175ZM2 141H3V140H2ZM41 141H42V142H41ZM88 141H89V142H88ZM96 141H98V142H96ZM114 141H116V142H115V144L113 143V144H114V145H113L112 142H114ZM118 141H119V142H118ZM120 141H121V142L123 141V143L121 144ZM138 141H140V142L138 143ZM147 141H148V140H147ZM189 141H190V140H189ZM196 141H197V142H196ZM37 142H38V143H37ZM43 142H44V143H43ZM90 142H91V143H90ZM102 142H104V143H102ZM131 142H132V141H131ZM136 142H137L138 144H140V145L142 144L143 147L140 148L139 145H138ZM173 142H170V143H173ZM176 142H177L176 144H178V145L180 144V140H177V138H176ZM194 142H195V143H194ZM210 142L212 143L213 140H210ZM210 142H209V144H210ZM42 143H43V144H42ZM87 143H88V144H87ZM97 143H99V144H97ZM100 143H101V144H105V143H106V145H102V146H100V145H101ZM146 143H147V142H146ZM167 143H168V145H169V142H167ZM185 143H186V142H185ZM190 143L188 142V145H189ZM200 143H199V144H200ZM37 144H38V145H37ZM91 144H92V145H91ZM107 144H108V147H107V149H106L105 147L107 146ZM148 144H149V143H148ZM148 144H147V145H148ZM160 144H159V145H160ZM186 144H187V143H186ZM83 145H85V144H83ZM112 145H113V147H114V151H115V152L113 151V147L111 148L112 151L110 150V152H109V149H110V147H111ZM116 145H118L120 148H118V149L115 150V148L118 147V146L116 147ZM130 145H131V144H130ZM147 145H145V146H147ZM151 145H152V147H151ZM153 145H154L153 143L150 144V147H151L152 149H154V148L157 149V148L154 147ZM159 145H156V146H159ZM45 146H46V145H45ZM97 146H98V147H101L102 149L98 150L99 148H97ZM124 146H125V147H124ZM90 147H91V148H90ZM93 147H94V148H93ZM103 147H104V148H103ZM127 147H128V148H127ZM31 148H32V149H31L30 151H28V152H29V154H30L31 156H34V155H35V154H34L35 151H37V150H39V149H37V147H36V150L33 151L35 148H34V147H31ZM55 148H56V147H55ZM95 148H97V149H95ZM126 148H127V151H126ZM145 148H146V147H145ZM93 149L96 150V151H94ZM123 149H125V150H123ZM134 149H135V151H134ZM152 149H151V150H152ZM159 149H160V148H158V151H159ZM89 150H90V151H89ZM97 150H98V151H97ZM105 150H106V151H105ZM118 150H120V151L123 150L124 154H126V155L123 156V158L121 157V159H122L121 161L119 160V157H120V156H119V155H120L119 153H120V151L117 152ZM171 150L173 151V149H171ZM171 150H170V149L168 150V149L163 148V151H162V150H160V151H162V152H165V151H166V152H167V151H171ZM176 150H177V149H175V152L178 151V150H177V151H176ZM184 150H185V151H189V152L192 151V149H191V151H190V150H186V149H184ZM194 150H195V149H194ZM200 150H201V151H200ZM204 150H205V149H204ZM19 151H20V152H19V154H20V155H19V158H21L22 160L25 161V159H24L23 156H25V158H26V151H25V153H24V150H23V149L21 150V148L19 149ZM102 151H103V152H102ZM138 151H139V152H138ZM141 151H142V152H141ZM144 151H146V149H145ZM148 151H149V149H148ZM152 151L156 152L155 150H152ZM180 151H183V149H180ZM196 151H198V152H199V151L202 152L203 150H202V149H198V150L196 149ZM205 151H206V150H205ZM21 152L24 153L25 155L22 154ZM55 152H58V154L55 153ZM60 152H61V151H59V149H57L56 151L53 152V154L51 153V154H52L51 156H50V155L48 156V159H49V157H50V159L52 160V158H54V156L56 157V154H57V157H56L55 159H57V158L59 159V157H60V156H59V153H60ZM106 152H107V154H105ZM108 152H109V154H108ZM123 152H122L121 154H123ZM125 152H127V153H125ZM132 152L130 151V154H131ZM150 152H151V151H150ZM178 152H179V151H178ZM192 152H194V151H192ZM111 153H112V154L114 153V154L112 155ZM143 153H144V152H143ZM32 154H33V155H32ZM54 154H55V155H54ZM117 154H118V155H117ZM60 155H61V154H60ZM104 155H106V156H104ZM107 155H108V156H107ZM110 155H112V156H110ZM115 155H116V156H115ZM20 156H21V157H20ZM113 156H114V157H113ZM141 156H142V157H145V156H143V154L137 156L139 159L136 158V160L133 161V164L136 165V164L138 163V164H139V165H137V166H138V169H140L141 171L143 170L142 173H141V171L139 170V171H140L139 173L144 174V177L147 176L148 180L151 181V179H150L151 177L149 178V176H148L149 173H148V172H147L148 174L145 173V171H146V170H144V166H145L144 164H145V163L142 164L143 161L141 162V160H142V159L140 158ZM22 157H23V158H22ZM90 157H92V156H90ZM90 157L87 156L86 158H90ZM105 157H107V158H105ZM125 158L128 159L127 162H125V161H126ZM124 159H125V161H124ZM117 160H118V161H117ZM138 160H139L141 163H139ZM118 162H119V163H118ZM130 164H131V163H130ZM133 164H131L130 166H131L132 170H135V169L132 167ZM114 165H115V164H114ZM114 165H113V166H114ZM141 165H142V166H141ZM146 165H147V164H146ZM137 166H134V167H136V169H137ZM139 166H140V167H139ZM127 167H128V166H127ZM152 181H153V180H152ZM152 181H151V182H152ZM152 183H153V182H152ZM216 240H218V239H216Z\"/></svg>","mask_w":264,"mask_h":264},{"label":"crops","instance_id":"0c3cea01","mask_svg":"<svg viewBox=\"0 0 264 264\" xmlns=\"http://www.w3.org/2000/svg\"><path fill=\"white\" fill-rule=\"evenodd\" d=\"M263 23H261V25H262ZM264 25V24H263ZM263 25L262 26H260L261 28H264L263 27ZM262 50L264 51V48H262ZM216 54H220V53H214V54H209V55H216ZM222 54V53H221Z\"/></svg>","mask_w":264,"mask_h":264}]
</instances>
